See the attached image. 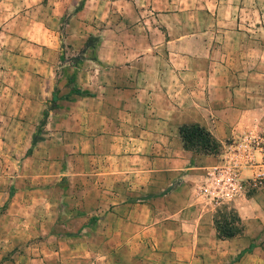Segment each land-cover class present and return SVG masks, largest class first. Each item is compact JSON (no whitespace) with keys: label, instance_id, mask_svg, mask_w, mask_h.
Segmentation results:
<instances>
[{"label":"crops","instance_id":"1","mask_svg":"<svg viewBox=\"0 0 264 264\" xmlns=\"http://www.w3.org/2000/svg\"><path fill=\"white\" fill-rule=\"evenodd\" d=\"M43 3L0 0V42L9 37L10 13L49 7ZM49 3L58 21L67 15V27L99 32L101 51L113 46L120 55L101 53L97 58L101 115L94 119L89 114L82 122L89 137L84 167L75 168L78 155L72 150L66 164L73 169L56 174L68 180L67 186H55L66 193L57 201L67 209L54 218L57 225L47 236L54 241L64 236L73 258L101 260V238L139 239L151 233L154 239H168L163 246L168 255L220 253L196 245L203 236L215 238L212 221L194 196L215 159L185 150L179 127L197 124L223 144L264 124V4L259 0ZM122 32L130 38L122 37ZM80 74L95 77L90 70ZM238 212L244 224L255 220L246 205ZM35 231L43 235L40 226ZM244 232L225 242L224 253L232 264H264L261 236ZM171 240H183L182 246ZM51 249L59 255L57 247Z\"/></svg>","mask_w":264,"mask_h":264},{"label":"rangeland","instance_id":"2","mask_svg":"<svg viewBox=\"0 0 264 264\" xmlns=\"http://www.w3.org/2000/svg\"><path fill=\"white\" fill-rule=\"evenodd\" d=\"M259 1L264 4V0ZM43 4L49 7L36 10L32 6L10 13L9 37L0 42L4 46L0 45V264H55L57 260L58 264H92L89 259L93 264H196V259L207 264H232L224 253L226 241L249 230L261 236L258 242L263 245L264 176L258 178L257 174L264 172V124L218 143L210 153L192 149L196 155H212L215 161L209 167H218L224 174L220 186L204 176L194 191L215 232L214 239L203 236L196 245L220 253L168 255L163 251L168 239H154L151 233L139 239L101 238V260L85 255L73 258L64 236L55 241L47 236L57 222L53 223L54 218L67 209L57 201L64 200L66 193L55 186H67L68 180L56 174L84 167L89 137L82 122L89 114L94 119L101 115V64L97 58L101 53L108 57L120 54L113 46L101 51L99 32L67 27V15L58 21L49 0ZM123 36L130 38L124 32ZM88 70L95 72V77L80 74ZM140 99L145 100V96ZM72 150L78 156L74 166L67 167ZM226 179L232 186H223L221 191ZM242 205L255 216L250 224H244L240 217L238 208ZM37 225L42 229L40 237ZM50 246L57 247L58 256L50 252Z\"/></svg>","mask_w":264,"mask_h":264},{"label":"trees","instance_id":"3","mask_svg":"<svg viewBox=\"0 0 264 264\" xmlns=\"http://www.w3.org/2000/svg\"><path fill=\"white\" fill-rule=\"evenodd\" d=\"M80 6L78 8H80ZM73 93L77 95L80 94L79 90H74ZM54 100L55 98L53 97V101ZM43 115L46 116L47 112H44ZM179 134L182 140L183 148L187 151H192V149L195 148H202L204 153H210L219 147L218 142L211 136V134L197 124L180 126ZM231 237L232 235L229 234L228 238Z\"/></svg>","mask_w":264,"mask_h":264},{"label":"built area","instance_id":"4","mask_svg":"<svg viewBox=\"0 0 264 264\" xmlns=\"http://www.w3.org/2000/svg\"><path fill=\"white\" fill-rule=\"evenodd\" d=\"M262 176H264V172H259L257 174L258 178H261ZM223 179H224L223 171H219L218 167L208 168L206 175H205V180L210 181V182H215V183H217V186H220L219 184H220V182L223 181ZM224 182L225 183L222 184L221 191H222V188H224L223 186H225V188L232 186V185L226 184L228 182L227 179Z\"/></svg>","mask_w":264,"mask_h":264}]
</instances>
